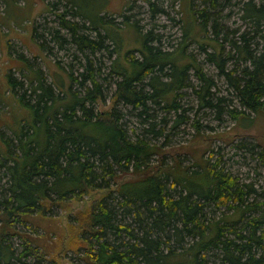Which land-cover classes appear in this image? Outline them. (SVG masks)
Wrapping results in <instances>:
<instances>
[{"label":"trees","instance_id":"obj_1","mask_svg":"<svg viewBox=\"0 0 264 264\" xmlns=\"http://www.w3.org/2000/svg\"><path fill=\"white\" fill-rule=\"evenodd\" d=\"M72 1L76 3L73 14L89 21L99 39L81 35L78 24L62 15L60 27L71 37L66 39L52 27L50 41L70 40L81 51L90 49L92 55L108 49L107 39L117 44L118 50L110 53L112 73L119 76L114 101L110 109L97 108V100L108 95L95 79L101 67L96 68L88 56L80 74L86 95L73 101H56L53 86L39 69L35 71L36 100H27L25 91L18 101L28 117L15 121L11 133L0 131L5 146L0 154V264H43L37 248L24 241L16 244V237L23 240L17 224L28 222L35 213L56 215L55 208L82 200L89 190L109 191L79 217L82 231L74 247L82 261L78 264H264V191L241 181L220 159H202L204 165L198 160L190 166L180 160L157 164L153 158L163 154L162 147L145 138L149 133L161 137L165 128L189 121L185 112L193 107L179 101L185 87L194 89L200 107L213 110L218 119L228 114L248 127L253 122L249 112L264 115V51H259L257 41L264 37L259 29L264 23V1L243 3L241 16L255 32H230L237 37L230 36L222 22L230 16L223 14L229 0H205L204 7L195 11L194 19L200 23L197 33L213 48L206 51L209 67L186 52L185 38L192 39L193 32L171 51L159 47L160 39L151 31L141 33V47L122 56L121 39L111 35L101 11L83 13L81 0ZM39 26H33L32 37L43 50L51 49ZM209 29L215 37L212 41L206 40ZM59 46L64 48L62 42ZM201 48L205 50V45ZM134 50L143 54L142 60L134 59ZM14 53L29 63L24 53ZM214 69L226 79L235 99L213 90L216 81L207 70ZM17 73V68L9 67L6 76L9 91L15 94L23 85ZM164 75L169 79L165 81ZM88 82L91 85L86 86ZM131 114L148 125L141 136L131 134L126 119ZM195 127L200 132L201 125ZM245 146L264 165L262 145L241 141L240 147ZM128 175L132 176L121 179ZM222 208L227 211L218 213ZM34 256L39 258L35 263L30 259Z\"/></svg>","mask_w":264,"mask_h":264},{"label":"rangeland","instance_id":"obj_2","mask_svg":"<svg viewBox=\"0 0 264 264\" xmlns=\"http://www.w3.org/2000/svg\"><path fill=\"white\" fill-rule=\"evenodd\" d=\"M75 1L77 2V0ZM86 1H80L82 12L101 11L99 13L104 16V21L106 19L110 24L111 35H117L121 39L122 56L129 50L140 48L142 37L150 31L153 33L152 35L159 37V47L161 46L165 51L174 50L185 34L189 37L193 32L192 39L185 38L186 43L189 41L186 52L191 56H197L200 61L204 62L205 67H209L205 63L206 51H212L213 48L204 42L200 32L197 33L198 30L200 31V23L194 19L197 17L195 11L204 7L205 0ZM245 1L247 0H229L223 9L224 15L230 13V16L225 17L222 22L232 37H237L238 34L230 33L236 29L241 32L248 30L251 34L255 32L253 24L241 16L245 13L244 7H242ZM263 1L255 0L257 4ZM49 3L50 6H52L51 3H56V6L51 8ZM74 5L76 3L72 0H0V131L6 129V132L11 133L15 121L28 117V111L18 101L20 95L25 91L27 100L29 98L31 101L36 100V96L32 94V88L37 85L35 72L37 69L53 86L55 97L59 98L56 101H73L76 96L84 97L86 90L81 85L83 77L80 74L85 72L84 65L87 56L91 58L96 68L101 67L100 73L98 75L95 73V79L98 78V82L103 85V89L108 95L106 100H97L99 101L97 108L99 110L111 108L112 101H114L112 95L116 89L115 81L119 76L112 73L110 53L118 50V45L107 39L105 45H108V49L104 48L103 51L92 55L90 49L81 51L76 45L71 44L70 40L66 43L61 40H58V43L50 41L52 39L48 29L52 27L58 29L60 35L66 39L71 37L68 30L60 27L62 15L78 24L79 29L81 28V35L84 33L91 39H99L98 32L90 27L89 21L85 22L86 20L83 21L73 14ZM37 23L40 24L39 31L44 32L47 36V41H49L47 46H51V49L48 47L43 50L32 37L33 26ZM134 23L138 26V30L132 25ZM259 29L260 35L264 36V23ZM100 32L104 34L105 30H100ZM141 33L143 36L140 35ZM205 34L207 41L215 39L211 29ZM257 41H259V51L263 52L264 37L259 36ZM61 42L64 48H60ZM202 44L205 45V50L201 48ZM230 50L231 48L228 46L227 51ZM14 51L24 53L25 57L29 59V63L19 59ZM117 54H113L114 57ZM131 55L135 60H142L143 57V54L137 50L132 51ZM189 60L190 57L184 59L183 62ZM211 66L213 67V65ZM9 67L17 68L18 79L23 82V85L18 87V94L9 91L11 87L6 78ZM165 71L166 73L170 72L168 68H165ZM207 72L216 81L213 90L218 95L235 99L226 79L219 76L216 69L207 70ZM163 79L166 81L169 78L164 75ZM193 83L197 88L200 85L195 77ZM89 85L91 82L86 84V86ZM179 93H182L179 101H182L183 105L193 107L190 112H185L186 115H189V121L178 125L175 129L165 128L166 133L161 137L154 133H149L145 137L162 147L163 154L154 156V161L158 164L160 160L170 163L180 160L183 165L190 166L196 160L204 165L202 159L211 157V162L220 159L222 165L237 175L241 181L253 183L256 189L264 191V165L255 152L248 151L246 146L245 148L240 147L241 141H246L259 143L264 148V115L249 112L253 122L247 127V123L244 124L240 120L233 119L228 114L218 119L213 110L201 108L196 93L191 87H185ZM124 110L126 109L124 108ZM162 113L159 112L160 115ZM179 113L184 112L181 109ZM126 119L134 137L144 133L145 124L142 118L131 114ZM195 124L201 125L200 132H197ZM172 125L171 123L169 127ZM4 149L5 146L0 137V154L4 152ZM131 176L128 175L121 179L126 180ZM108 191L89 190L82 200H72L66 203L64 208H55L56 215L35 213L29 216L28 222L16 226L23 237V240L16 237V244L21 246L24 241L37 248L43 256L41 259L43 264L82 263L76 257L77 252L74 249L80 242L82 231L79 217L81 213L85 215L89 212L95 201ZM47 208L49 209V207ZM223 210L227 211L222 208L218 210V213H222ZM232 212L230 211V213ZM30 259L35 263L39 258L34 256Z\"/></svg>","mask_w":264,"mask_h":264}]
</instances>
